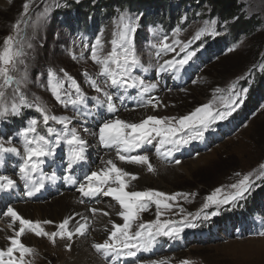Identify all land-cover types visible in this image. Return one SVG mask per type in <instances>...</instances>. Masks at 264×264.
<instances>
[{"label":"rangeland","instance_id":"rangeland-1","mask_svg":"<svg viewBox=\"0 0 264 264\" xmlns=\"http://www.w3.org/2000/svg\"><path fill=\"white\" fill-rule=\"evenodd\" d=\"M72 1L77 3L81 0H34V3L30 4V15L25 18L29 22L25 31V52L27 53L25 62L27 64L28 83L23 88V92L27 100L32 101L35 97H40L54 115L71 119L69 127L75 128L77 133L88 142L86 159L81 161L80 164H84L85 169L91 172L95 169L98 170L99 164H102L104 157L100 156H105L108 153L114 155L115 151L100 146L98 138L92 135L93 132L98 131L101 119H111L109 117L111 112L108 111L106 103L99 105L91 99L92 96L98 94L92 90L88 79L83 73H87L90 78L95 79L101 87L105 85V78L98 75V66L88 58L90 48L85 49L84 45L94 43L96 37L101 36L105 45L104 51H109L111 47L109 42L113 38L112 33L115 28L113 20L109 21L106 27L104 29L102 27L99 32H92L97 28L96 20H93L91 24L89 22L88 24L87 22L83 23L88 28V35L85 33L83 35L80 33L68 35L63 28L57 29L50 23L54 12H56L55 10L66 8V5ZM239 1L243 5L241 13L245 17L252 15L259 17L262 26L252 38L247 39L239 35L238 42H233L235 37L233 38L230 34L231 31H229L231 24L221 23L215 18L207 19L198 16L199 14L191 17L189 14L182 28L177 25L173 27L170 24L149 28L140 26V19L135 15L124 13L137 20V29L133 36L142 67L135 69L133 75L143 79L145 83L156 84V88L148 93H142L140 89L136 88L125 91L124 89L109 87L107 90L113 94L116 105L114 119L126 110L144 112L146 109L152 108L151 104L156 103V101H159V105L152 115L155 114L157 117H179L188 114L198 106L210 102L214 103V110H222V103L218 97L226 95L231 84L236 83V91L242 92L243 89H248L247 93L243 94V103L236 108V111L227 120L218 121L211 125L210 129L205 132L202 141H193L189 145L180 148L179 151H173L170 158L164 159H162V155L156 152L158 138L153 140L152 144H145L137 150L140 154L148 152L152 155L158 161L156 167L173 168L171 171H167L166 176H161V179H158L153 174L154 172L149 173L146 166V169H144L143 165L122 163V165L136 166V168L125 169L138 176L137 180L130 182V190H154L167 194L194 192L197 194L195 197L189 196L187 200L178 198V202L174 204L171 212L162 210L161 221L174 220L178 222L188 216L189 213L199 212L204 197L210 195L215 188L238 180L240 177H237L236 173L247 174L257 170L259 165L264 163V101L250 116H248L250 105L243 107L244 103L248 101L247 94L250 92L252 81L254 82L256 78L264 74V67H262L264 66V0ZM26 2L28 0H0V45H2L5 36L12 34V26L17 20L21 19L23 5ZM45 6H50L49 11L44 18L37 22L36 17L44 11ZM73 15H71L72 24L76 21ZM98 17L100 19L106 18L105 15H98ZM212 21L216 22L214 27L217 35H204L199 40H193L196 31L204 27L205 22L210 24ZM34 23L36 26L32 27ZM177 28L181 31L178 36L174 37L173 33ZM164 37L168 38L167 42L169 43L173 39H179L184 43L192 41L191 49L199 48V51L189 64L180 71L172 70L157 73L156 68L159 63L172 59L176 55L175 53H168L160 57L157 56V48L154 45ZM260 42L262 47L259 48ZM214 43H222V45L219 49L214 50V47H216ZM28 44H31L30 48L27 46ZM229 48H232L233 51L230 52ZM177 51H179L178 48ZM211 51L213 52L211 53ZM81 54H83V58H81ZM73 55L77 59H73ZM176 58L179 59L180 57ZM49 69L55 70L61 77L63 73L60 72V69H64L74 77L87 97L85 103L75 107L68 105L66 108L58 104L47 90V73ZM65 87H67V84H65ZM217 88L224 91L216 94L217 98L214 100V93ZM100 99L103 100L104 98L101 96ZM12 102L11 89H9L5 103L11 104ZM132 102L134 105L130 104ZM146 114L144 113L140 120L146 118L148 116ZM32 118H39V114L34 109L25 107L21 109L19 115L9 114L5 119L0 120V144L8 146V141H11L12 146L17 147L22 155L23 144L19 133L27 127L29 120ZM140 120L135 122L138 123ZM50 125L57 130L61 129V125L52 124L51 122ZM39 131L46 135L43 126L39 128ZM49 139L54 140L55 137H49ZM169 148L171 146L166 145L161 149V152H166ZM67 151V146L61 144L57 148L55 156L46 158L41 168L43 170L42 175L44 174L45 180L49 182L47 183L49 193H52V190L54 193L59 192L58 188L60 187L64 189L65 184L61 179V171L66 174L73 169L66 170L63 163L64 159L67 158L65 157ZM135 154L137 153H132V155ZM176 159H179L181 163L176 164ZM21 162V156L5 153L3 162L0 163V175H7L16 180L14 188L8 192L0 193V213L6 210L7 205L14 204L17 196L26 195L24 183L16 175ZM52 164L55 165L51 167ZM56 165L59 168L55 175ZM138 168L141 169V173L151 178L145 181L144 184H138L141 177L134 172ZM81 169V167L76 169V175L80 173L79 170ZM52 175L57 177L58 188L48 179ZM261 181H256L250 192L245 195V198L239 200L234 206L225 205L219 209L213 207L205 210L207 212L218 210L219 214L204 219L203 213H201L200 218L194 221L196 227L185 228L178 238L157 236L152 249L148 252L141 251L135 257L114 259L111 256L105 257L94 249L92 250L99 260L105 264H151V261H156L157 264L161 261L165 264H183L184 261H187L188 264H264V236L260 235L261 232H264V206L259 210L258 221L251 219L245 225H242V223L240 226L237 225V221H242L244 211L248 206V197L263 186L260 183ZM260 191L263 192V190ZM74 194L79 199L78 194L76 192ZM45 198L46 196L38 200L30 201L29 199L27 202H31L33 205L44 204L53 197L43 200ZM106 200L109 203L111 202L110 204L113 207L118 205L111 197L103 199V202ZM27 202L22 203L26 204ZM101 202L102 197L99 195L93 202L87 203V205H90L87 207L92 209V206H97ZM80 203L86 204L81 201ZM181 208L183 209L182 213L180 212ZM155 212V205L150 204L149 210L140 214L141 221L137 223H147L155 220ZM88 213L91 216L93 215L90 210H88ZM115 218L122 223L118 216ZM188 218L191 219V216H188ZM222 219L224 220L222 221ZM29 234L35 236L31 233H25L23 237H28ZM41 239L43 240L38 242L41 244L42 249L36 251L34 256L26 259H30L32 264H62V254L55 252L57 250L53 249L54 245L46 238L45 240L44 238ZM47 243H50V246L53 247L52 251L43 248L47 247ZM61 250L69 252V248L65 246Z\"/></svg>","mask_w":264,"mask_h":264},{"label":"snow or ice","instance_id":"snow-or-ice-1","mask_svg":"<svg viewBox=\"0 0 264 264\" xmlns=\"http://www.w3.org/2000/svg\"><path fill=\"white\" fill-rule=\"evenodd\" d=\"M34 0H28L23 5V13L21 19L13 24V32L4 37L2 45H0V120L5 119L9 114L19 115L22 108H32L39 114V118L29 120L27 127L20 133L23 144V153L18 151L17 147L12 146L8 141V146L0 144V163L3 162L4 154L11 153L21 156V163L18 166L16 175L26 186H29L27 195L33 196L45 186V178L43 175L38 180L34 179V174L39 173L45 163L46 158L55 156L57 148L64 144L67 146L68 169L71 170L74 164L86 159L87 141L83 139L75 128H70L71 119L61 118L54 115L47 104L40 98L35 97L32 101L27 100L23 88L28 83L27 64L25 57V31L29 25L26 17L30 15V4ZM50 6H45L44 11L36 17L37 22L44 18ZM115 30L112 33L113 38L110 43V50L105 52V45L101 36H97L94 43L85 44L84 48H90L89 59L98 66L100 77L105 78V85L101 87L95 79L83 75L94 92L98 95L92 96L91 99L99 105L106 103L109 112L116 111L114 96L107 89H140L142 93H148L156 88L154 83H145L143 79L133 75L135 69L142 67L139 56L137 55L134 45L133 34L137 29V20L126 14H121L117 20L113 21ZM215 21L210 24L205 22L204 27L196 31L193 40H199L202 36H215ZM23 25V27H22ZM35 23L32 27H35ZM181 29L174 30V37L179 35ZM168 38L164 37L156 45L157 56L175 53L172 59L164 60L159 63L157 73L168 71H180L196 56L199 48L192 50L190 45L192 41L184 43L179 39H173L171 43L167 42ZM29 48L31 44L27 45ZM177 48L179 51H177ZM229 51H233L229 48ZM181 53L183 54L181 56ZM176 57H180L177 59ZM73 59H77L75 55ZM83 58V54H81ZM264 67V66H262ZM63 73L61 77L55 70L49 69L47 73V90L52 98L61 106L68 105L77 106L84 104L87 97L83 93L80 85L74 77H72L64 69H60ZM67 84V87H65ZM11 89L13 102L5 103L8 90ZM224 90L217 88L214 93H222ZM242 92L236 91V83L231 84L227 89L226 95L219 96L222 103V110H214V103H206L196 107L186 115L182 116H163L148 115L146 118L137 122H130L123 119H108L98 125V131L92 135L98 138L100 146L105 149H114L115 160L125 164L143 165L147 171L152 173L155 171L150 163L149 156L137 152L145 144H152L153 140H157L158 144L156 152L160 155L171 157L173 151H179L180 148L189 145L193 141H202L211 125L218 121L227 120L236 108L243 103ZM74 93V95H73ZM104 99L101 100L100 97ZM159 105V101L151 104L155 110ZM147 106V105H143ZM61 125V129L50 125ZM43 126L46 133L42 134L39 128ZM55 137L54 140L49 137ZM166 145H170L166 152L161 149ZM132 153H137L132 155ZM115 160L109 158L102 160L103 167L96 171H91L83 177L82 181H77L71 175H65L63 179L70 184L79 183L77 191L82 197H96L103 195L111 197L112 200L119 205V211L116 213L120 222H113L108 232L107 239L103 243H93L91 247L97 252L102 253L105 257L111 256L114 259L120 257H135L138 252H148L152 249L157 236L163 235L171 238H178L185 228H194L195 220H198L203 213L204 219L215 217L219 214L218 210L207 212L209 208L219 209L225 205H235L239 200L245 198V195L255 185L258 180H264V163H261L257 170L241 175L235 182L217 187L210 195L204 197L202 208L199 212L189 213L191 219L185 216L180 221L164 220L161 216L164 212H171L174 204L178 202V198L188 199L189 196L195 197L197 194L176 192L167 194L154 190H130L131 181L138 179V176L119 167ZM176 164H180L179 159L175 160ZM55 182L57 177H49ZM16 186V180L7 175H0V193L8 192ZM83 202V201H81ZM155 205V220L150 222L141 221L140 214L149 210V205ZM93 215L99 210L89 209ZM183 212V209H180ZM100 214L109 216L108 211ZM3 217L9 218L10 222L7 227L12 231V235L6 237L8 244L6 247H0V264H32L28 257L36 254V250L22 242L25 233H31L38 238H46L55 245L57 238L61 240L71 241L75 235H83L87 230V223H77L74 229L70 228L72 217L64 218L60 223L54 224L51 220H37L23 217L11 205L6 206V210L0 213ZM18 224V227L16 225ZM44 225H54L53 231H46ZM135 228V230H133ZM264 236V232L260 233ZM70 248V245H65ZM151 264H157L151 261ZM159 264H165L161 261ZM183 264H188L184 261Z\"/></svg>","mask_w":264,"mask_h":264},{"label":"trees","instance_id":"trees-1","mask_svg":"<svg viewBox=\"0 0 264 264\" xmlns=\"http://www.w3.org/2000/svg\"><path fill=\"white\" fill-rule=\"evenodd\" d=\"M242 8L243 5L239 0H81L77 3L70 2L66 8L56 9L50 23L59 30L63 28L68 35L79 33L83 35V33H88L84 22L91 24L93 20H96L97 28L92 32H99L102 27L103 29L106 27L109 21L116 20L120 14L124 13L135 15L140 19V26L149 28L167 26V24L182 28L189 14L191 17L199 14L198 16L207 19L215 18L221 23L231 24L229 31H231L232 37H235L233 42H238L239 35L247 39L252 38L262 26L259 17L253 15L245 17L241 13ZM72 14L76 18L74 24H72ZM98 15H105L106 18L100 19ZM79 18L81 20H78ZM214 44L216 45L214 50L219 49L222 45V43ZM260 47H262L261 42L259 43ZM249 90L248 101L243 105V107L250 105L249 110L247 109L248 116L264 101V74L256 78L254 82L252 81ZM11 121L13 122V120ZM260 183L263 186L248 197V206L244 211L242 221H237L238 226L241 223L242 225L247 224L251 219L258 221L257 215L264 206V180Z\"/></svg>","mask_w":264,"mask_h":264},{"label":"bare ground","instance_id":"bare-ground-1","mask_svg":"<svg viewBox=\"0 0 264 264\" xmlns=\"http://www.w3.org/2000/svg\"><path fill=\"white\" fill-rule=\"evenodd\" d=\"M153 112H154L153 108H148L144 112H141V111L134 112L132 110H126L125 112L120 113L119 116L116 118L123 119V120L130 121V122H135L137 120H140V118L143 116L144 113H147L146 115H152ZM114 115H116L115 112H112V114H110L109 117L111 119H114L115 118L113 117ZM103 120L104 119H101V123ZM145 154L149 156L150 163L155 169L154 173L153 172L152 173L155 174L158 179H161V176H166L168 174L167 171H171L173 169L172 167H166V166L156 167L158 161H156L153 158V156L150 155L148 152ZM114 155L113 153H108L105 156H100V155L99 156L104 157L103 158L104 160L109 159V158L115 160ZM115 162L117 163L119 167H122L124 169L136 168V166L133 167V166L125 165V164L122 165V163L118 160H115ZM63 163L65 164L66 170H69L67 167L68 158L64 159ZM99 165L100 166L98 168L103 167V164L100 163ZM73 166L76 167L78 166V164H74ZM80 167L82 169H85L84 164H80ZM58 168L59 167H57V169ZM144 169H146L145 166H144ZM94 171H96V169ZM134 172H136L141 177L138 184L140 183L144 184L145 181L151 179L149 176L141 173L142 171L140 168L136 169ZM88 173L90 172H88L87 169L82 171L79 174V181H82L83 177ZM13 179L15 180V178ZM56 182L59 183L57 179L55 180V182L52 181V183L55 184L58 188L59 186ZM45 186H47L46 180H45ZM78 187H79V183H77V185L72 189L65 187V186H64V189L60 187L58 188L59 192L57 193H54V191L52 190V193L48 192L46 195V198L43 200L50 199L51 197L53 198H51L49 202H46L44 204H34L33 205L31 202H27L29 201L27 197V193L26 195L22 194V197L21 195L17 196V199L15 200L14 204H12L11 206L14 207L23 217L31 219L33 221L51 220L54 222V224H58L64 218L72 217L73 219L70 221L71 229H74L77 226V223H87V230L85 231L83 235H75L71 241H68L66 239L61 240L57 238L54 248L50 246V243H47L48 244L47 247H43V248H46L47 250H50V251H52V248H53L54 250H57L55 252L61 253L63 257L62 264H105L104 262L99 260V258L95 255V253L92 250L93 248L91 247V245L94 242L101 243L104 239L107 238L108 232L105 231V229L111 228V224L109 223V220H112L113 222H119L118 219L115 218L117 216L116 213L119 211V206L118 205L114 206L115 207L114 208L112 204H110L111 202L109 203L107 202V200L103 202V199H107V197L101 195L102 197L101 204L97 206L95 205L92 206V208L98 209L99 212L96 215L91 216V214L88 213L89 208L87 207L90 205H87V203L93 202V200L96 199L99 195L96 197H82L80 193L77 191ZM24 188L26 189L25 185H24ZM25 191L27 192V190ZM66 191L76 192L79 196V199H77V196L74 194V192H66ZM79 200L83 201V203H86V204L80 203ZM22 202H27V203L23 204ZM103 211H108L110 215L107 217L103 216L102 214H100ZM9 222H10L9 218L3 217V216L0 217V247H6L8 244L6 237L9 235H12V231L7 227V224ZM16 227H18V224L16 225ZM44 228L46 231L55 230L54 225H44ZM39 240H43V239L36 238L35 236H31V235L28 237L22 238V242L25 245L34 248L37 252L42 249L41 244L38 242ZM65 245H70L68 253L65 252L64 250H61L62 247Z\"/></svg>","mask_w":264,"mask_h":264}]
</instances>
